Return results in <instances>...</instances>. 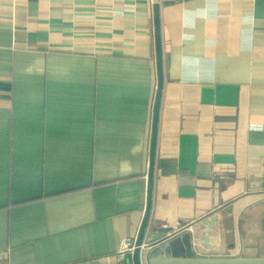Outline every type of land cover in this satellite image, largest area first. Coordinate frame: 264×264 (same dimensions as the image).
I'll use <instances>...</instances> for the list:
<instances>
[{
	"label": "crops",
	"instance_id": "obj_1",
	"mask_svg": "<svg viewBox=\"0 0 264 264\" xmlns=\"http://www.w3.org/2000/svg\"><path fill=\"white\" fill-rule=\"evenodd\" d=\"M242 199L192 255L264 257V0H0V264H148Z\"/></svg>",
	"mask_w": 264,
	"mask_h": 264
},
{
	"label": "rangeland",
	"instance_id": "obj_2",
	"mask_svg": "<svg viewBox=\"0 0 264 264\" xmlns=\"http://www.w3.org/2000/svg\"><path fill=\"white\" fill-rule=\"evenodd\" d=\"M253 204L254 203L252 199H242L234 206H230L229 208L225 209V211L214 213L208 218L203 219L202 221L195 223L194 225L182 227L174 231L169 239L172 241L181 239L184 240L187 245H189V243H192L195 254L197 256H202V254L205 255L204 253H201L200 249L205 250V247H208L210 243V239L214 236L217 237L218 232L223 236L226 235L224 238H226L225 241H227V245H229L228 247H237L238 244H242L243 241L244 234L240 231L242 220H244V218H246L247 216H252V214L250 213ZM215 228H219V230ZM212 239L216 241V239ZM214 248L217 247L214 246ZM222 254L224 256L226 255L232 258H238L242 256L248 257L254 255L252 252L245 253L243 252V250L239 252H237V250L234 252H230L229 250H227ZM215 255L219 254H210V256Z\"/></svg>",
	"mask_w": 264,
	"mask_h": 264
},
{
	"label": "water",
	"instance_id": "obj_3",
	"mask_svg": "<svg viewBox=\"0 0 264 264\" xmlns=\"http://www.w3.org/2000/svg\"><path fill=\"white\" fill-rule=\"evenodd\" d=\"M186 245L181 239L164 243L149 255L148 264H264V257L198 258Z\"/></svg>",
	"mask_w": 264,
	"mask_h": 264
},
{
	"label": "built area",
	"instance_id": "obj_4",
	"mask_svg": "<svg viewBox=\"0 0 264 264\" xmlns=\"http://www.w3.org/2000/svg\"><path fill=\"white\" fill-rule=\"evenodd\" d=\"M143 249L144 245H138L135 238L127 239L117 253L119 264H127L128 258H132L136 253H140Z\"/></svg>",
	"mask_w": 264,
	"mask_h": 264
}]
</instances>
